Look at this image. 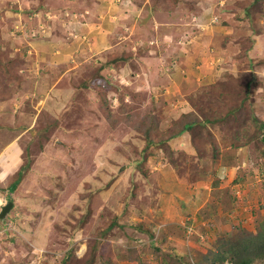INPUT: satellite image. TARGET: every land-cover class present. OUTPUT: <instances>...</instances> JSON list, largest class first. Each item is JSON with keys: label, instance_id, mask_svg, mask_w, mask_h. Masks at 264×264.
Wrapping results in <instances>:
<instances>
[{"label": "rangeland", "instance_id": "rangeland-1", "mask_svg": "<svg viewBox=\"0 0 264 264\" xmlns=\"http://www.w3.org/2000/svg\"><path fill=\"white\" fill-rule=\"evenodd\" d=\"M95 1L0 0L5 200L13 198L5 185L22 173L0 264H168L166 249L186 262L190 256L209 263L224 240L239 246L264 225L262 135L250 140L248 151L239 146L226 154L225 165L235 166L241 184L222 178L196 213L180 204L184 219L164 222L166 196L180 200L218 173L211 174L212 163L199 158L189 135L163 147L148 144L141 123L129 124L125 116L130 112L138 122L153 115L162 129L194 108L223 116L238 105L249 113L246 129L264 131V93L258 92L264 53L250 54L264 40V0H210L206 8L208 0H112L121 10L111 18L115 30L108 23L111 39L100 26L104 41L95 42L96 56L86 59L79 48L78 57L60 58L45 47L56 32L65 44L91 35L77 24L100 14ZM90 46L85 40L83 48ZM250 76L255 88L244 96ZM227 90L232 94H218ZM223 120L210 125L221 145L231 134ZM18 144L23 152L9 157ZM230 192L236 194L228 201ZM251 264H264V257Z\"/></svg>", "mask_w": 264, "mask_h": 264}, {"label": "trees", "instance_id": "trees-1", "mask_svg": "<svg viewBox=\"0 0 264 264\" xmlns=\"http://www.w3.org/2000/svg\"><path fill=\"white\" fill-rule=\"evenodd\" d=\"M170 1L171 4H176L178 2V0ZM256 81L257 80H255V77H249L246 82V88L243 90L244 96H248L250 89L255 88L254 86ZM218 94L224 97L229 96L232 93L230 90H227V93L218 92ZM229 109V114L222 116V114L215 115L214 113H209L204 109L196 111V109L194 108L188 112L182 113L178 118L173 119L171 123L167 125V127L162 129L156 125V122L151 120L154 117L153 115L148 116V118L151 119H140L138 120V122H136V120H134L135 115L129 112L128 116H125V121L129 124L141 123V129L144 135L143 137L147 139L148 144L154 143V145H157L159 147H163V145H170L172 140L177 138L178 136L189 135V139L191 140L190 143L193 145V147L196 150L201 149L199 158L201 160L208 159L210 162L216 163L221 156L220 153L222 152V148H224V146H227L228 142L230 143L229 151L232 152L233 155H235L236 150L239 146H242V149L248 151L249 142L255 137L262 135L261 140L264 141L263 130L253 128L254 130L253 132H251L250 128L249 130L246 129L251 120L249 119V113H244L245 110H241V107L239 108L238 105H232V107H230ZM199 111L201 112L200 114L203 115L202 117L199 114ZM220 120H223L226 127H229L228 129H230L231 131V134H229V141L224 138V145H221V142H219L217 138L214 137V135L210 132V125H215ZM202 129H205L206 135L204 137L201 134ZM206 140L212 147L211 152H207L206 150ZM21 177L22 173L19 171L16 180L12 183V188L16 187V185L20 183ZM240 179L241 177L237 176L233 181L234 183H238L240 182ZM234 194H236V192H230V199L228 201L234 199ZM4 221H6V219H4L3 222ZM258 233L259 234L257 235L250 234V236H248L247 238H243L239 246L231 243L230 240H224L215 255L207 257L209 263L204 264H224L227 259V261L230 262V255L232 258L236 259V261L230 263L228 262V264H251L254 258L264 257V225L262 226V228H260V231ZM161 247L162 250H164L163 245ZM165 251H167L168 254L171 255L170 259H168V264H196L193 260H191L190 256L189 259L187 258L186 262L185 258L174 253L173 249H166ZM106 264L115 263L107 261Z\"/></svg>", "mask_w": 264, "mask_h": 264}, {"label": "crops", "instance_id": "crops-1", "mask_svg": "<svg viewBox=\"0 0 264 264\" xmlns=\"http://www.w3.org/2000/svg\"><path fill=\"white\" fill-rule=\"evenodd\" d=\"M94 4H96L98 6L97 7V6L94 5V7L97 9L98 12H100V14H98L96 17L87 16V18L84 21H81V22H79L77 24V26H79V28H83L84 32L87 33V34H89L87 31L90 30L91 31V35L89 34V36L81 37L80 35L77 34L75 39L69 40V43L67 42L65 44L61 34L56 32V35H54L55 37L52 38V39L48 40L45 37L43 38V39L48 40L49 42H52L51 44H49V46H45L44 44H43V46L51 48L50 51H52V53H54V55L59 53L60 56L59 55L58 56L60 58L66 57V56H63V55H69L70 57L73 56V55H76L78 57L79 52L77 51V49H79V48H81V50L83 52L81 54L86 53L83 56L86 59H89L92 55L96 56V53H97L96 49H99V44L104 41V40L100 39V33L101 32L103 33V29L107 28L108 37L110 38L111 31L108 30L109 29L108 28V23L109 24H110V22L113 23L111 18H113V17L115 18L116 14H119V11L121 9H120V6L117 5L118 3L117 2H112V0L110 1L109 4L104 3V0H96ZM119 4H123L124 6H128L127 2H124V3L122 2V3H119ZM185 4H186V6L188 5V3H185ZM210 5H211V1L208 0L205 3H203L201 7L202 8H206V7H209ZM91 10H94V8H92ZM205 11H206V9L204 10V13H203L202 16H205ZM206 13H207V11H206ZM98 18L101 19L102 22L97 21L96 19H98ZM199 19H201V18L199 17L198 20ZM203 22H206V21H203ZM102 24L104 25V28L100 29V26ZM113 25H114V23H113ZM114 30H115V25H114ZM167 36H169V35H167ZM53 39H55V40L53 41ZM85 40H87L89 43H91V46L88 47L89 51L87 50V48H83ZM38 41H40V40H38ZM95 42L99 43L98 46H95ZM263 45H264V40H260V39L256 40L254 45L252 46V48L250 50V54H252L253 57H258L261 53H264V51L262 50L263 49L262 48ZM56 46H59V47L56 49L55 48ZM68 52H70V53H68ZM258 92H260L259 94H262V92L264 93V87L260 86ZM262 95H264V94H262ZM183 136H185V135H183ZM18 146H19V144H18ZM16 148H18V147H15V148L13 147L12 148L11 152L9 153V157L10 156L11 157H18L19 156L18 153L21 154L23 152L20 146H19V149H16ZM229 148H230V146H228L226 148H222L221 157L219 158V160L216 163H212L211 162L212 166H209L208 168L211 170V174L218 173V177H216V179L213 178V177H212V179H210L208 177L207 184L205 185L206 187L203 186V187H205L204 189H200L201 187L199 185L197 191H189V192H187L186 196H184V198L180 197V200H177L174 194H172V195L170 194V195L166 196L165 201H167V199H168V201L166 202L164 207L161 208L160 217H159V219L161 221L162 220L163 221L164 220L171 221V220H175V219L183 220L184 218L181 217L179 212L181 210L180 204H184V203L186 205L185 206V210L187 212L190 211L192 213L193 212L196 213L197 212L196 209L201 208L202 206H204V205H202V202L204 200H206V199L208 200V196L213 192V190L214 189H218V187H221V185L219 183L223 181V180H221L222 178H227L228 176L232 177V180L230 178L229 179L233 183V180L237 177L236 172L232 171V168L235 169V166H233V165H225L226 162H227L226 161V154L227 153H231L232 154V152L229 151ZM241 151H242V148H241ZM236 153H237V151H236ZM219 171L221 172V174L219 173ZM2 175H3V178L6 176L5 173L2 174ZM0 178H2L1 174H0ZM1 181H3V180H1ZM12 183L10 184V186H9V184L5 185V186L8 187L7 191H9L10 195H12V197H13V198H11V197L8 196L9 197V201L8 202H11V207L5 212V218L6 217L8 218L10 213H12V211L17 206L16 201H15V199H17V198L15 197L14 193L15 192L17 193L18 186L16 185L17 187L12 188V186H13ZM236 184H241V181L236 183ZM249 190H251V189H249ZM0 194H2L1 191H0ZM245 209H246V207H245ZM251 209H252V207H251ZM247 210H248V208H247ZM198 213H199V211H198ZM4 226H5L4 223L0 224V228H3ZM4 237L5 236H3V234H0V239H1L0 242H3V243L6 242V241H4Z\"/></svg>", "mask_w": 264, "mask_h": 264}, {"label": "clouds", "instance_id": "clouds-1", "mask_svg": "<svg viewBox=\"0 0 264 264\" xmlns=\"http://www.w3.org/2000/svg\"><path fill=\"white\" fill-rule=\"evenodd\" d=\"M0 196H3V194H0ZM3 197H4V196H3ZM8 201H9V200L6 199L5 203L2 205L1 210H0V214H1V211H2L3 206L6 205V204H8ZM4 219H6V221H7L8 218H7V217L5 218V215H4V216H0V224H1V223H2V224L4 223V224L6 225V226H4V227L7 228V229H9L7 223H5L6 221L3 222ZM186 223H189V222L187 221ZM183 226H184V227H187L186 224H184ZM4 227H3V228H4ZM7 229H6V230H7ZM6 230H5V231H6Z\"/></svg>", "mask_w": 264, "mask_h": 264}, {"label": "built area", "instance_id": "built-area-1", "mask_svg": "<svg viewBox=\"0 0 264 264\" xmlns=\"http://www.w3.org/2000/svg\"><path fill=\"white\" fill-rule=\"evenodd\" d=\"M5 201L6 200L4 199V197L3 196H0V210H1L2 205L5 203ZM6 229L7 228H5V227L4 228H0V234H3Z\"/></svg>", "mask_w": 264, "mask_h": 264}, {"label": "water", "instance_id": "water-1", "mask_svg": "<svg viewBox=\"0 0 264 264\" xmlns=\"http://www.w3.org/2000/svg\"><path fill=\"white\" fill-rule=\"evenodd\" d=\"M11 207V202H8V204L4 205L1 211L0 216H4L5 212Z\"/></svg>", "mask_w": 264, "mask_h": 264}, {"label": "bare ground", "instance_id": "bare-ground-1", "mask_svg": "<svg viewBox=\"0 0 264 264\" xmlns=\"http://www.w3.org/2000/svg\"><path fill=\"white\" fill-rule=\"evenodd\" d=\"M117 106V105H116ZM131 195V194H130ZM127 201V200H126Z\"/></svg>", "mask_w": 264, "mask_h": 264}]
</instances>
